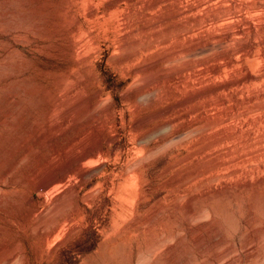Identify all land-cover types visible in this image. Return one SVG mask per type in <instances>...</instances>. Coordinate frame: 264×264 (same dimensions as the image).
Instances as JSON below:
<instances>
[{
	"label": "rangeland",
	"instance_id": "obj_1",
	"mask_svg": "<svg viewBox=\"0 0 264 264\" xmlns=\"http://www.w3.org/2000/svg\"><path fill=\"white\" fill-rule=\"evenodd\" d=\"M159 1L0 0V181L15 167L0 186V264H264V178L255 181L264 176V8L246 6L241 17L197 25L190 18L204 11ZM195 1L229 3H189ZM250 16L255 31L245 24ZM232 24L244 27L236 45L243 35L241 42L255 43L252 57L236 53L228 65L215 51L194 49ZM200 31L210 36H192ZM222 81L227 88L217 87ZM57 122L62 133L51 139L48 126ZM105 123L115 138L103 140L98 157L71 159L45 195L26 201L35 167L58 151L79 154ZM137 157L139 200L126 185ZM94 160L90 166L102 168L82 182L76 172ZM70 184L73 192L47 214L48 202ZM70 220L78 222L74 232L53 234Z\"/></svg>",
	"mask_w": 264,
	"mask_h": 264
},
{
	"label": "bare ground",
	"instance_id": "obj_2",
	"mask_svg": "<svg viewBox=\"0 0 264 264\" xmlns=\"http://www.w3.org/2000/svg\"><path fill=\"white\" fill-rule=\"evenodd\" d=\"M115 1V0H114ZM159 1V0H158ZM163 1H166V0H161V3L163 2ZM222 1H225L226 3L227 2H229L228 4H221V2H218V3H215V4H213V5H209L208 7H204L203 5V3H202V1H195V2H193V3H189L190 2V0H177V2H178V4L179 5H183V6H181L180 7V10L181 11H183V12H194V11H204L203 12V14H200V15H195L193 18H190V19H194V21H195V24H202V23H204V22H206V21H209V20H211L212 22L214 21V22H220V21H222V20H224L225 18H227L228 16H230V17H241V14H240V12L243 10V9H245L246 8V6L249 8V9H251V10H254V9H259V8H264V5H263V0H222ZM155 2V1H154ZM153 2V3H154ZM168 2V1H167ZM174 2V1H173ZM217 2V1H216ZM159 3H160V1H159ZM176 3V2H175ZM206 3V2H205ZM173 4V3H172ZM108 5L110 6V8L112 7V6H115V5H117V1L116 2H109L108 3ZM153 5V4H152ZM155 5H157V2H156V4ZM162 5V4H161ZM93 6V5H92ZM144 6V5H143ZM147 6V5H146ZM166 6H168V4L166 5ZM165 6V7H166ZM156 7V6H155ZM164 7V8H165ZM109 8V7H108ZM113 8V7H112ZM200 8H203V9H200ZM116 9V8H115ZM144 9V8H143ZM146 9V8H145ZM156 9H158V8H156ZM247 9V8H246ZM109 10V9H108ZM141 10V9H140ZM261 10V9H260ZM264 10V9H263ZM93 11V10H92ZM95 12V11H94ZM168 12V11H167ZM142 13V12H141ZM147 13V12H146ZM248 13V12H247ZM256 13V12H255ZM258 13V12H257ZM257 13H256V15H257ZM94 14V13H93ZM143 14V13H142ZM180 14V13H179ZM177 16H178V13L176 14ZM191 15V14H190ZM259 15V14H258ZM127 16V15H126ZM142 16V15H141ZM171 16H172V14H171ZM171 16H169V17H171ZM252 16H254L255 17V15H252ZM158 17V16H157ZM174 17V16H173ZM261 17V16H260ZM259 17V18H260ZM142 18H143V16H142ZM182 18V17H181ZM184 18V17H183ZM256 18H258V17H256ZM124 19V18H123ZM154 19V18H153ZM158 19V18H157ZM172 19V18H171ZM180 19V18H179ZM261 19V18H260ZM181 20V19H180ZM189 20V19H188ZM192 20H189V21H191L192 22ZM230 20V19H229ZM258 20V19H257ZM155 21V20H154ZM162 21V20H161ZM160 21V23H162ZM245 21V20H244ZM243 21V22H244ZM150 22V21H149ZM156 22H159V21H156ZM182 22V21H181ZM187 22V21H186ZM190 22V23H191ZM150 23H152V22H150ZM160 23H156L157 25H155V27H153V28H156V26H159V27H162V26H160L159 24ZM171 23V22H170ZM193 23V22H192ZM222 23V22H221ZM242 23V22H241ZM241 23H239V24H241ZM125 24V23H124ZM163 24V23H162ZM161 24V25H162ZM172 24V23H171ZM220 24V23H219ZM245 24H248L249 25V31H252V30H257V27H256V24H255V22H254V19H252L251 18V16L245 21ZM168 25V24H167ZM182 25V24H181ZM193 25H194V23H193ZM257 25H259V24H257ZM262 25V23H260V25L259 26H261ZM263 25H264V21H263ZM178 26V25H177ZM183 26V25H182ZM231 26V25H230ZM140 27V26H139ZM159 27H157V28H159ZM164 27V26H163ZM166 27V26H165ZM184 27H186V25L184 26ZM183 27V28H184ZM188 27V26H187ZM186 27V29H188ZM190 27V26H189ZM246 27V26H245ZM262 27V26H261ZM123 28H125V27H123ZM137 28V27H136ZM179 28H180V26H179ZM191 28H193V27H191ZM191 28H189V29H191ZM231 29H228V30H226V31H224L223 33H220V34H217V35H215L214 37H213V35H212V39L213 40H211L210 38H211V36H210V33H209V35L208 36H205V33H206V31L204 32V34H202V31H200V32H197L198 33V36L197 35H192V36H195V37H201V36H205L206 38H208L209 36H210V38L209 39H205V40H201L202 42H200V41H198V40H200V39H203V38H205V37H202V38H199V39H197V38H195L196 39V42L198 41L199 43H196V45H195V48L194 49H196V50H198V51H200V52H204L205 53V55L208 53V51H210V53H211V51H215V52H217L218 54H219V56L222 58V59H225L227 62H228V65L229 64H232L233 62H234V60H235V58H234V55L236 54V53H241V54H243V55H245V56H250V57H252V54H253V52L255 51V48H256V45H255V43L254 42H252V41H250L249 40V37H248V39L246 38V39H244L242 42H241V39L243 38V36H245L246 37V35H243L242 36V38L240 39V41L239 40H237L238 42H240V43H238V45H236L237 43H235L236 41H235V38H237V37H234V34H243L244 33V27L242 28V25H234V24H232V26L230 27ZM263 28H264V26H263ZM140 29V28H139ZM145 29V28H144ZM151 29V28H150ZM163 29V28H162ZM142 30V29H141ZM146 30V29H145ZM148 30H149V28H148ZM156 30H158V29H156ZM155 30V31H156ZM165 30V29H164ZM163 30V31H164ZM169 30V29H168ZM168 30H167V32H168ZM183 30V29H182ZM181 30V32H183ZM192 30V29H191ZM262 30V29H261ZM131 31V30H130ZM137 31V30H136ZM144 31V30H143ZM154 31V32H155ZM159 31V30H158ZM166 31V30H165ZM177 31V30H176ZM145 32V31H144ZM179 32V31H178ZM185 32V31H184ZM189 32V31H188ZM218 32H220V31H218ZM248 31L246 30V33L245 34H247L248 35V33H247ZM139 33V32H138ZM145 33H147V31L145 32ZM186 33V32H185ZM191 33V32H190ZM199 33L201 34V35H199ZM208 33V32H207ZM214 33V32H213ZM249 33H251V32H249ZM261 33V32H260ZM264 32H262L261 34H263ZM162 34V33H161ZM166 34V33H165ZM181 34V33H180ZM193 34V33H192ZM194 34H196L195 32H194ZM212 34V33H211ZM255 34H256V32H255ZM141 34H139L138 36H140ZM143 35H145V34H143ZM148 35V34H147ZM188 35H190V34H188ZM207 35V34H206ZM136 36V35H135ZM183 36V35H182ZM252 36V35H251ZM256 36H258L257 34H256ZM151 37V36H150ZM143 38V37H142ZM159 39H160V37H158ZM162 38V37H161ZM192 38V37H191ZM190 38V39H191ZM251 38V37H250ZM255 38V37H254ZM126 39V38H125ZM125 39H124V42H127V41H125ZM190 39H188V41L190 40ZM152 40V39H151ZM158 40V39H157ZM161 40V39H160ZM123 41V40H122ZM141 41V40H140ZM143 42H144V40H142ZM142 41H141V43H142ZM180 41V40H179ZM183 41V40H182ZM182 41H180V43L182 42ZM192 41H194V40H192ZM235 41V42H234ZM139 42V41H138ZM190 42V41H189ZM235 43V45H234V43ZM128 43V42H127ZM146 43V42H145ZM184 43V42H183ZM166 44V43H165ZM143 45V44H142ZM141 45V46H142ZM162 45V44H161ZM131 47H132V49L133 48H135V47H133L132 45H131ZM131 47H130V49H131ZM143 47H145V46H143ZM151 48V47H150ZM129 49V48H128ZM119 50V49H118ZM258 50V49H257ZM256 50V51H257ZM126 51V50H125ZM133 51V50H132ZM180 51L181 52H184V53H186L187 55H188V57H189V55H191L192 53H195V52H192V50L190 49V47H188V46H182L181 47V49H180ZM258 51H260L259 52V57L260 58H262V59H264V38H262L261 40H260V50H258ZM122 52V51H121ZM207 52V53H206ZM130 53H131V51H130ZM197 53V52H196ZM198 54H199V52H198ZM203 53H201V55H202ZM216 54V53H215ZM131 55V54H130ZM192 55H194V54H192ZM198 56V55H197ZM242 56V55H241ZM241 56H239L240 58H242ZM245 56H244V58H245ZM134 57V56H133ZM136 57V56H135ZM140 57V56H139ZM192 57V56H191ZM194 57V56H193ZM141 58V57H140ZM196 58V57H195ZM194 58V59H195ZM130 59V58H129ZM136 60V59H135ZM134 60V61H135ZM138 60H139V58H138ZM185 60V59H184ZM221 60V59H220ZM171 61H173V60H171ZM180 61V60H179ZM183 60H181L180 62H182ZM148 62V61H147ZM175 63H176V61H174ZM184 62V61H183ZM235 62H236V60H235ZM239 62H240V60H239ZM144 63V62H143ZM143 63H141L142 65H143ZM167 63H169V62H167ZM171 63V62H170ZM178 63V62H177ZM214 63V62H213ZM221 63V62H220ZM223 63V62H222ZM225 63V62H224ZM238 63V62H237ZM145 64H146V61H145ZM174 64V63H173ZM185 64V63H184ZM208 64V63H207ZM169 65V64H168ZM170 65H172V64H170ZM178 65H179V63H178ZM177 65V66H178ZM180 65H182V63L180 64ZM215 65V64H214ZM233 65V64H232ZM165 66V65H164ZM184 66V65H183ZM182 66V67H183ZM204 66H206V65H204ZM210 66H212L211 64H210ZM236 66V65H235ZM144 67V66H143ZM149 67V66H148ZM208 65H207V68L205 67V69H207V72H208ZM228 67V66H227ZM242 67V66H241ZM137 68H139V67H137ZM175 68V67H174ZM203 68V67H202ZM173 69V68H172ZM177 69V68H176ZM175 69V70H176ZM179 69H180V67H179ZM210 69V68H209ZM223 69H224V67H223ZM166 70V69H165ZM169 70V69H168ZM201 70V69H200ZM203 71V70H202ZM212 72H218L219 71V67L218 66H215V67H213L212 68V70H211ZM224 71V70H223ZM239 72H240V70H238ZM138 72V71H137ZM164 73L166 72V71H163ZM170 72H172V71H170ZM170 72H168V73H170ZM175 72V71H174ZM186 72H190V69L189 68H187L186 69ZM247 72V71H246ZM168 73H166L167 75L166 76H168L169 74ZM204 73H206V71L204 72ZM231 73V72H230ZM245 73V72H244ZM201 74V73H200ZM219 74H221V73H219ZM165 75V74H164ZM208 75H209V73H208ZM246 75V74H245ZM248 75V74H247ZM165 76V77H166ZM211 76V78H212V75H210ZM209 76V77H210ZM230 76V75H229ZM233 76V75H232ZM239 76V75H238ZM237 76V77H238ZM138 77H139V75H138ZM164 77V76H163ZM194 77V76H193ZM220 77V76H219ZM240 77V76H239ZM242 77H244V76H242ZM242 77H241V79H242ZM258 77V76H257ZM192 78V77H191ZM207 78V77H206ZM215 78V77H214ZM233 78V77H232ZM172 80L174 79H176V77H172L171 78ZM194 79H195V77H194ZM196 79H197V81H198V79L199 78H197L196 77ZM208 79V78H207ZM207 79H204V81L206 80L207 81ZM210 79V78H209ZM238 79V78H237ZM255 79V78H254ZM189 81V80H188ZM195 81V80H194ZM202 81V80H201ZM242 81V80H241ZM246 81H247V79H246ZM251 81V80H250ZM80 82V81H79ZM149 82V81H148ZM158 82V81H157ZM223 83H218L217 82V87H225L226 85H228L227 84V81L226 82H224V81H222ZM236 82V81H235ZM134 83H136V82H134ZM239 83V82H238ZM241 83V82H240ZM62 84H63V82H62ZM80 84V83H79ZM186 84V83H185ZM236 84V83H235ZM134 85V84H133ZM137 85V84H136ZM165 85V84H164ZM234 85V84H233ZM79 85H77V87H78ZM174 86H175V84H174ZM185 86V85H184ZM237 86H238V84H237ZM137 87V86H136ZM230 87V86H229ZM262 87H263V85H262ZM180 88V87H179ZM178 88V89H179ZM226 88H227V86H226ZM83 89H85V88H83ZM177 89V90H178ZM219 89V88H218ZM230 89V88H229ZM66 90V89H65ZM210 90V89H209ZM208 90V91H209ZM222 91L224 90V89H221ZM228 90V89H227ZM68 91V90H67ZM66 91V92H67ZM214 91V90H213ZM101 92V91H100ZM207 92V91H206ZM216 92V91H215ZM98 93V92H97ZM196 93V92H195ZM66 94V93H65ZM172 94V93H171ZM262 95V97L264 96V92L263 93H261ZM95 95V94H94ZM203 95V94H202ZM210 95V94H209ZM142 96V95H141ZM144 96V95H143ZM171 96V95H170ZM63 97V96H62ZM94 97V96H93ZM147 97V96H146ZM197 97H198V95H197ZM205 97V96H204ZM203 97V98H204ZM209 97V96H208ZM95 98V97H94ZM164 98V97H163ZM166 98H168V97H166ZM200 98V97H199ZM61 99V98H60ZM59 99V100H60ZM205 99V98H204ZM220 99V98H219ZM3 100H4V98H3ZM94 100H96V99H94ZM167 100V99H166ZM186 100V99H185ZM190 100V99H189ZM196 100H198V99H196ZM184 101V100H183ZM190 101H192V99L190 100ZM207 101H208V99H207ZM215 101V100H214ZM224 101V100H223ZM188 102V101H187ZM180 103V102H179ZM232 106V105H231ZM264 106V105H263ZM168 107V106H167ZM220 107V106H219ZM229 107V106H228ZM258 107H260V106H258ZM211 108V107H210ZM233 108V107H232ZM255 108V107H254ZM256 108H257V106H256ZM250 109V108H249ZM248 109V110H249ZM257 109H259V108H257ZM171 110V109H170ZM170 110H168V111H170ZM218 110V109H217ZM247 110V111H248ZM252 110V109H251ZM165 112H167V111H165ZM230 112H232V111H230ZM230 112H229V114H230ZM234 112V111H233ZM228 113V112H227ZM226 113V114H227ZM228 114V115H229ZM215 115V114H214ZM238 115H240V114H238ZM237 116V115H236ZM216 118V117H215ZM213 119V118H212ZM212 119H211V121L210 120H208V122H212ZM217 120V119H216ZM215 120V121H216ZM6 121H8V120H6ZM5 121V122H6ZM248 121V120H247ZM2 122V121H1ZM206 122V121H205ZM204 122L202 121V124H203ZM217 123V122H216ZM215 123V124H216ZM255 123V125L257 124L256 122H254ZM200 124V123H199ZM209 124V123H208ZM9 125L11 126H14V124H12V123H9ZM61 125V126H60ZM168 125H169V123H168ZM213 125H214V123H213ZM230 126V125H229ZM109 127H110V125H109ZM169 127V126H168ZM210 127V126H209ZM208 127V128H209ZM203 128H205V126H203ZM207 128V127H206ZM211 128V127H210ZM107 129H108V126H107V124L105 123V124H103L102 126H101V128L99 129V132L97 133V135L95 136V138L94 139H92L89 143H88V147L86 146V147H84L83 148V150L79 153V154H76V155H72V156H70V155H64L63 156V153L61 152V151H58L56 154L58 155H54L55 156V158H53L52 156H51V160H49L47 163L45 162V164H42L41 162V164L40 165H35V166H37V167H35L34 168V174H32V173H30V174H32V175H30V176H32L33 177V188H32V191H31V193L30 194H28L27 196H26V201H31L33 198H34V193L35 192H38L39 194H40V196L42 195V194H44L45 195V193L44 192H46L47 190L49 191L50 189V187L51 186H53V184L55 183L56 184V182H58V180H60L59 178L61 177L60 175L61 174H59L58 173V171H57V169L58 170H60L61 171V173H64L66 170H68L69 169V167L71 166V164H70V161H71V159H74L76 162H81L82 160L84 161V159H88V158H95V157H98L101 153H102V151H103V140L105 139V138H107L108 139V141H114L113 139L115 138V136L113 135V134H111V136L110 135H108L107 134ZM218 129V128H217ZM234 129V128H233ZM243 129V128H242ZM238 131V130H237ZM236 131V132H237ZM245 131V130H244ZM47 132L49 133V135L51 136V139H53V138H55V137H58L59 135H61V133H62V123H60V122H57V123H54V124H50V126H48V129H47ZM235 132V131H234ZM234 132L232 131V135L234 134ZM240 132V131H239ZM264 133V132H263ZM241 135V134H240ZM259 135H261V134H259ZM249 136V135H248ZM221 137V136H220ZM227 137V136H226ZM229 137V136H228ZM257 138V137H256ZM263 138V137H262ZM261 138V139H262ZM214 140H215V142L217 141L216 139H218V137L215 139V138H213ZM221 139V138H220ZM219 139V140H220ZM242 139V138H241ZM259 139V138H258ZM260 139V140H261ZM212 140V139H211ZM218 140V141H219ZM249 139H247V141H248ZM24 141V140H23ZM213 141V140H212ZM243 141H246V140H243ZM242 142V141H241ZM251 142V141H250ZM258 142H259V140H258ZM260 142H264L263 141V139L260 141ZM22 143V142H21ZM212 143V142H211ZM53 144H54V142H53ZM252 144V143H251ZM26 145V144H25ZM55 145V144H54ZM206 145V144H205ZM56 146V145H55ZM233 146V145H232ZM251 146V145H250ZM261 146V145H260ZM52 147V146H51ZM202 147V146H201ZM55 148V147H54ZM208 148V147H207ZM263 148V147H262ZM261 148V149H262ZM56 149V148H55ZM257 149V148H256ZM261 149H259V150H261ZM264 149V148H263ZM13 150V149H12ZM57 150H58V148H57ZM259 150H256V151H259ZM37 151H38V148H37ZM36 151V152H37ZM50 151V150H49ZM48 151V153H50ZM152 151V150H151ZM218 151V150H217ZM239 151V150H238ZM250 151V150H249ZM255 151V152H256ZM29 152V151H28ZM52 152V151H51ZM254 152V153H255ZM39 153H40V150H39ZM44 152L42 151V154H43ZM65 153H68L67 152V150H65ZM226 153V152H225ZM243 153V152H242ZM250 153H252V152H250ZM258 153V152H257ZM45 154V153H44ZM52 154V153H51ZM55 154V153H54ZM154 154V153H153ZM214 154V153H213ZM228 154V153H227ZM230 154V153H229ZM246 154H248V153H246ZM245 154V155H246ZM15 155V154H14ZM37 155V154H36ZM35 155V156H36ZM40 155V154H39ZM149 155V154H148ZM151 156V155H150ZM241 156V155H240ZM243 156V155H242ZM241 156V157H242ZM250 156V155H249ZM11 157V156H10ZM38 157V156H37ZM49 157V156H48ZM228 157V156H227ZM264 157V156H263ZM33 158H34V156H33ZM211 158V157H210ZM30 159V158H29ZM35 159H36V157H35ZM41 159V158H40ZM39 159V160H40ZM216 159V158H215ZM226 159V158H225ZM225 159H223V160H225ZM231 159V158H230ZM238 159V158H237ZM34 160V159H33ZM39 160H37V161H39ZM143 160V159H142ZM142 160H141V157H137V159H136V161H134V164L132 163V165L133 166H131L132 168L134 167V170L132 171V172H130V173H133L131 176H128L129 178H127L126 179V185H128V186H131L133 189H134V191H135V193H136V199H138V195H139V192L140 191H142V190H140V175L141 174H139V169H138V166L139 165H141V164H139L140 162L142 163ZM209 159H207V161H208ZM227 160V159H226ZM235 160V159H234ZM233 160V161H234ZM247 160V159H246ZM252 160H254V159H252ZM263 160V159H262ZM3 161V160H2ZM35 161V160H34ZM43 161V160H42ZM74 161V162H75ZM216 161V160H215ZM219 161H221V160H219ZM218 161V162H219ZM229 161V160H228ZM85 162V161H84ZM96 162V160H94L93 162H89V163H83V167H81V169L79 170V172L77 173L76 172V174H78L79 175V177L81 178V180H82V182H86L90 177H92V176H94L95 174V172L97 171V170H99V169H101L102 167H98V168H94V167H91L90 165H92V164H90V163H95ZM39 163V162H38ZM208 163H210L209 161H208ZM222 163H224V161H222ZM221 163V164H222ZM229 163V162H228ZM81 164V163H80ZM203 164V163H202ZM218 164V163H217ZM225 164V163H224ZM235 164H237V163H235ZM250 164V163H249ZM261 164V163H260ZM4 165V164H3ZM135 165V166H134ZM219 165V164H218ZM227 165V164H226ZM242 165V164H241ZM252 165H254V163H252ZM262 165V164H261ZM264 165V164H263ZM32 166V165H31ZM213 166H215V164L213 165ZM227 167V166H226ZM228 167H230V166H228ZM237 167V166H236ZM240 167V166H239ZM242 167V166H241ZM15 167H13V168H10V169H8L7 168V171L9 170V172L7 173V174H5V175H2L3 176V179H2V181H0V186H1V184H4V183H8L9 184V180H7V178H8V174H10V173H12V170L14 169ZM31 168H33V167H31ZM78 168H79V166H78ZM222 168V167H221ZM244 168V167H243ZM246 168V167H245ZM252 168V167H251ZM230 169H231V167H230ZM240 170H241V168H239ZM239 169H236V171L237 170H239ZM32 170V169H31ZM141 170V169H140ZM219 170V169H218ZM205 171V170H204ZM221 171H222V169H221ZM242 171H244V170H242ZM258 172H259V170H257ZM68 172V171H67ZM228 172V171H227ZM230 173H232L231 171H229ZM263 172V171H262ZM224 173V172H223ZM254 173V172H253ZM65 174V173H64ZM224 174H226V173H224ZM227 174H229V173H227ZM237 174V173H236ZM234 175V174H233ZM263 175V174H262ZM252 176H254V175H252ZM224 177V176H223ZM226 177V176H225ZM31 178V177H30ZM251 178H254V177H251ZM261 178H264V176H258V174L256 175V180L255 181H257V180H259V179H261ZM230 179V178H229ZM1 180V179H0ZM13 180H14V178H13ZM30 180V179H29ZM62 180V179H61ZM252 181H254V180H252ZM67 183H68V181H66ZM143 182V181H142ZM239 182V181H238ZM11 183V182H10ZM70 183H71V181H70ZM229 183V182H228ZM255 183V182H254ZM66 184V183H65ZM224 184V183H223ZM239 185H240V183H238ZM241 184H246V182H244V181H242V183ZM71 185V186H70ZM70 185H68L67 186V188L65 189V190H62V192H60V193H58V194H56V195H54L53 197H52V201L49 203L48 202V204H47V206H46V213L48 214V212L51 210H53L55 207H58L61 203H63V199L65 198V196H67L70 192H73V190L75 189V187H76V185H73V184H70ZM231 185V184H230ZM252 185H254V184H252ZM10 186V185H9ZM64 186V185H63ZM66 186V185H65ZM197 186V185H196ZM249 186H251V185H249ZM256 187V186H255ZM220 188H222L221 186H220ZM1 189H2V187H1ZM1 189H0V193H1ZM52 189V188H51ZM143 189V188H142ZM218 189H219V187H218ZM217 189V190H218ZM225 189V188H224ZM216 191V190H215ZM74 193H76V191L74 192ZM222 193V192H221ZM6 194V193H5ZM47 194V193H46ZM91 194V193H90ZM89 194V195H90ZM218 193H216V195H217ZM2 195V194H1ZM93 195V194H92ZM143 195V194H142ZM221 195V194H220ZM48 196V195H47ZM91 196V195H90ZM89 196V197H90ZM189 196V195H188ZM46 197V196H45ZM68 197V196H67ZM66 197V198H67ZM70 197V196H69ZM71 197H72V193H71ZM88 196H87V198H89ZM131 197V196H130ZM141 197V196H140ZM143 198V197H142ZM141 198V199H142ZM85 199V198H84ZM88 200V199H87ZM91 200V199H90ZM139 200V199H138ZM92 201V200H91ZM70 202V201H69ZM67 203V202H66ZM73 203V202H72ZM70 206V205H69ZM59 208V207H58ZM57 208V209H58ZM66 208V207H65ZM128 208V207H127ZM129 208H130V206H129ZM57 209H55L56 211H57ZM54 210V211H55ZM50 211V212H51ZM54 211H52V212H54ZM59 213V212H58ZM134 213V212H133ZM43 214H45V212L43 213ZM42 214V215H43ZM57 214V213H56ZM130 214V213H129ZM136 214H137V212H136ZM39 215H41V213L39 214ZM127 215V214H126ZM46 216V215H45ZM52 216V215H51ZM50 216V217H51ZM139 216V215H138ZM37 217V216H36ZM54 217V216H53ZM121 217V216H120ZM139 218H141V217H139ZM46 219V218H45ZM44 219V220H45ZM53 220V219H52ZM52 220L50 219V221L52 222ZM55 220V219H54ZM134 220H139V219H134ZM70 221H72V220H70ZM49 222V221H48ZM138 222H140V221H138ZM130 223H132V222H130ZM54 226V225H53ZM66 226V225H65ZM36 227H37V225H36ZM78 228V222L77 221H75V222H71V224L69 225V227L68 228H58V226H56L55 225V227H54V229L52 230V232H53V234H56V233H54V232H57L58 233V237L59 236H62V235H65L66 236V234H70V233H72V232H74L76 229ZM38 232V231H37ZM51 233V232H50ZM50 233L46 236V240L47 241H50L51 239H50V237H52L53 236V234H52V236L50 235ZM49 235H50V237H49ZM67 237V236H66ZM65 239V238H64ZM46 241V242H47ZM56 247V246H55ZM4 250V249H3ZM7 252V251H6ZM160 252V251H159ZM2 257V256H1Z\"/></svg>",
	"mask_w": 264,
	"mask_h": 264
}]
</instances>
